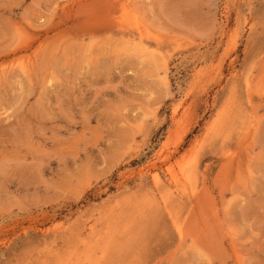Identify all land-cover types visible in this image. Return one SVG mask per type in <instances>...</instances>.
<instances>
[{
    "label": "rangeland",
    "instance_id": "1",
    "mask_svg": "<svg viewBox=\"0 0 264 264\" xmlns=\"http://www.w3.org/2000/svg\"><path fill=\"white\" fill-rule=\"evenodd\" d=\"M0 264H264V0H0Z\"/></svg>",
    "mask_w": 264,
    "mask_h": 264
}]
</instances>
